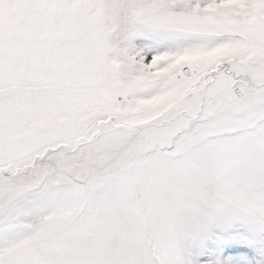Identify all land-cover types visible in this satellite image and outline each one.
Instances as JSON below:
<instances>
[{
  "label": "snow or ice",
  "instance_id": "1",
  "mask_svg": "<svg viewBox=\"0 0 264 264\" xmlns=\"http://www.w3.org/2000/svg\"><path fill=\"white\" fill-rule=\"evenodd\" d=\"M0 264H264V0H0Z\"/></svg>",
  "mask_w": 264,
  "mask_h": 264
}]
</instances>
